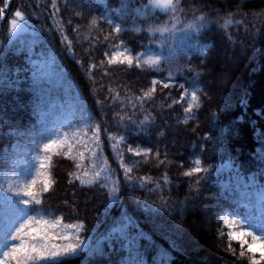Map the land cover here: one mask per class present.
I'll return each mask as SVG.
<instances>
[{"label": "trees", "instance_id": "16d2710c", "mask_svg": "<svg viewBox=\"0 0 264 264\" xmlns=\"http://www.w3.org/2000/svg\"><path fill=\"white\" fill-rule=\"evenodd\" d=\"M179 8L166 14L148 0H55V7L10 0L0 17V181L46 141L66 104L65 131L78 124L77 111L86 121L81 134L91 137L100 126L97 154L85 151L83 165L106 167L102 178L81 184L69 175L80 174L76 161L52 155L46 172L54 183L30 206L82 225L76 254L61 264H250L237 241V255L227 250L219 214L264 198V0H181ZM17 10L26 30L12 36ZM164 25L166 32L150 30ZM115 45L132 55L159 51L160 63L110 65ZM153 80L160 83L152 98L137 100ZM185 91L199 97L191 113L184 111L189 97L173 103ZM113 136L123 137L118 147ZM129 147L159 152L165 163ZM196 160L204 171L185 176Z\"/></svg>", "mask_w": 264, "mask_h": 264}, {"label": "snow or ice", "instance_id": "6c2138e0", "mask_svg": "<svg viewBox=\"0 0 264 264\" xmlns=\"http://www.w3.org/2000/svg\"><path fill=\"white\" fill-rule=\"evenodd\" d=\"M180 3L181 0H148V4L151 5L153 9H158L166 14H174L178 10H182L179 8ZM52 5L55 7V0H52ZM7 6L8 0H5L4 7L0 8V17H2V14ZM127 7L128 4L126 2L122 3L121 10H126ZM14 16L15 18L10 21V26L13 31L17 29L18 22L24 21L26 18L20 10H17L14 13ZM198 19L204 20V17L200 16ZM92 23L95 24L96 21L94 20ZM109 23H111V20H109ZM225 23H230V21H226ZM191 27H193V25H189V28ZM113 30L116 33H119L121 28L119 25H115ZM150 30L154 32H166L169 29L166 25H164ZM114 47L117 51L115 54L109 56L107 63L110 65L127 64L128 67L135 65V67L138 68H155L160 63L158 58H144L142 54L133 56L127 48L120 50V45H115ZM90 67L95 68L96 65H90ZM158 83L160 82L153 80L151 82V87L144 90L142 95L137 97V100L143 102L145 99H151L156 91V85ZM168 87H170L168 83H163V88ZM185 97L190 98L188 99L187 106L184 108V111L186 113H191L194 107L199 106V97L195 91L191 93L185 91L181 98L174 100L173 103H180ZM115 98L119 99V93L116 94ZM85 137H87V139H85ZM110 139L116 141L114 147H118L119 143L123 141V137H120L118 140L117 137L113 136ZM89 144H92L95 147H89ZM77 145H80L83 150L78 149ZM99 146V125L95 126L91 137H88L87 132H84L83 134L77 132L73 134L71 139L67 135H64L60 139L50 140L49 143L43 145L45 156L42 158L39 168H50L52 155H64L76 161L75 167L77 169H81L79 175L76 173H69V175L73 176L75 180H79L81 184L91 185L98 182L102 178V174L106 171V167H98L97 164L93 163L90 168H85L83 165L85 151L89 153L90 157H95L97 154L96 149L99 148ZM64 149H66V151H62ZM74 149H76L75 154H73ZM128 151L136 156H143L145 158L152 155L159 160L160 164L165 163L164 160L159 159V152L151 153L150 150L141 151L131 147L128 148ZM119 155L121 157V167L124 168L126 174L131 173L133 168L124 163L123 153L120 152ZM200 163L201 162L199 160H196L194 162L195 166L186 171L184 175L192 176L195 173L204 171V169L200 167ZM41 175H44L47 178L42 181V188L40 190H35V185L37 183L36 179H31L23 184L17 185L15 188L11 182L6 188L2 183H0V189H2L3 192L14 191L15 195L18 197H28V199L13 200L11 197L5 196L6 200L0 201V203H7L12 211V215L6 221L3 220V228H0V244H4V250L0 251V264H12V262H14V264H61L63 258L75 255L80 246L78 243L69 242L66 244H56L53 243V241L56 239L69 241L72 233H69L67 230L71 229L78 232L82 228V225L63 224L62 218H57L54 221H48L41 216L37 219L36 217L27 215V207H20V205L27 206L32 203H41L40 193L47 192L51 184L54 183L48 172H42ZM143 179L147 182L150 181L151 178L145 177ZM69 182L71 183L72 181L70 180ZM221 219L226 228L232 229L228 232L223 230L219 231V235L221 237H227V250L232 255H237V250L232 245L233 241H237L239 243L238 255L240 258H244L247 254H251L248 255L250 264H261V261H264V229H261L260 234H257L254 231L244 229L243 222L238 223L235 220H230L227 216L221 217ZM57 227L61 228L60 233H52L49 231L50 229H55ZM8 240L16 243L9 245L6 243ZM256 253H259V259L256 258Z\"/></svg>", "mask_w": 264, "mask_h": 264}, {"label": "rangeland", "instance_id": "374dc122", "mask_svg": "<svg viewBox=\"0 0 264 264\" xmlns=\"http://www.w3.org/2000/svg\"><path fill=\"white\" fill-rule=\"evenodd\" d=\"M9 1L10 0H8V3ZM2 18L3 17H1V19ZM24 24H25L24 21H19L18 27L15 31H13L10 26V32L12 36H16L24 32L26 30ZM120 50H123V48H121ZM141 54L144 58L153 57V58H158L159 60L161 58L160 52L154 51V50H146L145 52H140L133 56H138ZM71 112H72L71 107L68 103L63 107V112H60L54 115V117L50 120L52 123H51V126H48L49 133L45 136L46 141H43L39 145L37 150L28 152L25 154V156L18 159V161L12 166V168L6 171L5 170L3 171L4 174L2 175L0 183H2L5 188L8 187L10 182L13 184V187L15 188L17 185L23 184L24 182H27L31 179H36L37 183L35 185V190H39V188L42 186V181L47 178L46 176L41 175V173L45 172L46 169L39 168V165L42 162V158L45 156V153L43 151V145L46 143H49L50 140L60 139L64 135H67L71 139L74 133H77V132L81 133L84 131L86 127V121L81 116L80 111H77L75 118L78 124L74 125L70 132L62 129V127H65L67 124L70 123ZM5 196L11 197L13 200L28 199V197L16 196L14 191L13 192H3V190L0 189V201H5L6 200ZM32 204H29L27 206L20 205V207H27L28 216L36 217L37 219H39L42 216L45 220L54 221V219H51L50 217H45L41 214L32 212L30 210V206ZM263 204H264V199L262 197H259L258 199L255 200V203L252 206L251 204L250 205L241 204L236 208L234 212H228V211L221 212L219 214V220L221 221L226 232L231 231L232 229L226 228L224 226L223 221L221 219V217H224V216H227V218H229L230 220H235L238 223L243 222L244 229L248 231H254L257 234H260V230L264 229V205ZM11 215H12V211L9 208L8 204L0 203V228H3V220L6 221ZM49 231L52 233H60L61 228L57 227L55 229H50ZM67 231L69 233H72L71 239L69 241L56 239L53 241V243H56V244H66L69 242L74 243L78 232H76L75 230H71V229ZM6 243L10 245L16 242L8 240L6 241ZM3 250H4V244H0V251H3ZM256 257L257 258L259 257V253H256Z\"/></svg>", "mask_w": 264, "mask_h": 264}]
</instances>
